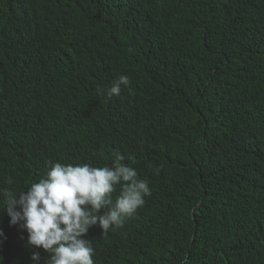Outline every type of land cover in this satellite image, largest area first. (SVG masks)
<instances>
[{
    "label": "trees",
    "instance_id": "1",
    "mask_svg": "<svg viewBox=\"0 0 264 264\" xmlns=\"http://www.w3.org/2000/svg\"><path fill=\"white\" fill-rule=\"evenodd\" d=\"M114 153L151 195L94 264H264V0H0V264L48 259L4 190Z\"/></svg>",
    "mask_w": 264,
    "mask_h": 264
},
{
    "label": "clouds",
    "instance_id": "2",
    "mask_svg": "<svg viewBox=\"0 0 264 264\" xmlns=\"http://www.w3.org/2000/svg\"><path fill=\"white\" fill-rule=\"evenodd\" d=\"M130 84V78L121 75L106 94L119 96ZM113 157L111 166L104 167L57 162L18 196L4 190L2 211L9 218V226H18L27 234L30 249L48 254L44 264H94V249L90 240L84 239L89 228L98 226L107 235L111 228H120L132 218L151 195L149 181L122 163V155L114 153ZM153 168L159 174L160 166ZM117 186L120 192L113 198ZM0 237H4L2 230ZM31 261L41 264L39 251H33Z\"/></svg>",
    "mask_w": 264,
    "mask_h": 264
}]
</instances>
